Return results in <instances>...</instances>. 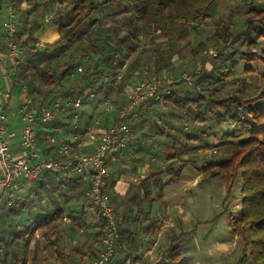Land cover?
<instances>
[{"label":"trees","instance_id":"1","mask_svg":"<svg viewBox=\"0 0 264 264\" xmlns=\"http://www.w3.org/2000/svg\"><path fill=\"white\" fill-rule=\"evenodd\" d=\"M214 4L215 0H0V24L7 10L12 9L16 25L12 38L17 48L16 57L7 61L0 71L8 72L5 87L10 94L22 89L23 101L30 99L37 106L54 99H60L62 104L70 102L55 116L54 124L76 136L78 141L86 127L92 126L98 118L100 101L112 94L115 95L112 110L103 109V113L111 116L112 123L116 121L117 112L125 103L122 91L129 78L138 74L141 79L147 76L140 71L143 62L140 51L145 44L156 43L155 32L162 31L167 37L165 48L158 43L152 47L158 67L155 76L163 75L160 67H168L175 51L182 46L194 53L208 46L206 41L195 46L191 41L181 45L179 39L187 35L189 28L196 29L195 25H190L191 21L213 18ZM237 16H242L241 24L239 30L232 33ZM178 22L183 23L182 27L173 29ZM215 25L211 38L215 40L216 52L207 59L211 68L202 66L199 73L191 76V85L179 79L163 87L168 89L162 96L163 102L171 107L167 115L159 110V98H150L138 105L126 120L130 133L139 135H130L120 151L105 159L107 164L113 156L127 151L132 143L138 145L137 149L132 148L135 152L144 149L140 136L165 138L164 163L140 181L120 215L113 207L118 236L114 253L105 264H183L185 258H179L177 243L184 233L172 238L166 249L167 257L164 255L157 263L145 262L132 255L135 231L131 224L141 215L147 217L142 205L153 201V194L161 197L164 188L180 177L187 166L198 167L196 157L208 149L226 157H203L204 163L199 167L202 173H208L210 178L222 176L227 191L237 177L241 180L240 213L235 218L229 217L231 231L243 245L238 264H264V88L248 96L242 85L229 95H221L229 77L242 63L245 64L243 71L249 73V64L263 59L256 49L264 40V0H245L225 18H217ZM49 29L56 30L57 36L53 30L46 33ZM39 37L40 41L50 42L40 45ZM7 41L4 33L0 35L4 49ZM79 65L81 70H78ZM77 98L81 103L74 107L72 104ZM189 111L195 112L188 118L194 129L186 130L184 121ZM150 113L156 117H150ZM74 115L76 123L72 120ZM220 122H228L231 129L221 133L218 139L208 141L209 137L214 138L212 132ZM42 126L45 127L40 125L38 129ZM52 127L38 130L37 143L43 144V153L49 148L44 136L52 133ZM135 160H140V156ZM82 178L79 174L43 170L31 183L37 186L33 191L36 199L48 198L49 208L44 215L20 225L12 224L10 218L25 208L24 202L16 206L22 198L16 196L8 203L5 196L0 197V264H41L50 260L53 264H71L76 256L79 264L92 260V243L84 250L72 247L66 252L63 250L64 238H72L78 231L90 234L84 208L90 180ZM108 186L109 183L104 189L106 196ZM73 196L81 203L79 209L75 207V214L68 206ZM66 205L68 208L64 207ZM226 210L227 206L214 218ZM149 220L151 226L154 219ZM93 226L98 228L94 235L101 242L106 227L104 219L100 218ZM32 241L33 247L29 249Z\"/></svg>","mask_w":264,"mask_h":264},{"label":"rangeland","instance_id":"2","mask_svg":"<svg viewBox=\"0 0 264 264\" xmlns=\"http://www.w3.org/2000/svg\"><path fill=\"white\" fill-rule=\"evenodd\" d=\"M245 0H215L214 9L212 17L205 21H191L190 25H195L196 29L189 28L187 35L179 39V43L182 45L186 41H191L192 45H196L200 41H206L208 46L201 50L200 52H192L189 48H179L177 52L172 56L170 65L168 67H160L162 74H168L174 80L183 79L184 76H189L191 85V76L194 73H199L200 68L204 66L206 69L211 68L210 61L207 60L211 58V54L216 52L215 40L211 38L216 28L215 20L217 18H225L230 10L238 5H242ZM242 16H237L235 18V24L231 28L232 33H236L239 30L241 24ZM15 22V20H14ZM182 22H178L173 29L181 28ZM174 33V30L170 31ZM156 37L155 44H162L165 48V43H167V37L163 36L162 31L155 32ZM48 43V42H43ZM151 44H145L140 51L143 58L141 62L140 71L147 77H154L155 72L158 67L156 66V59L153 57ZM257 53H260L263 59L251 62L250 68L251 72L247 73L243 71L245 66L242 63L236 71L233 72L232 76L229 77L225 88L221 92L222 96L229 95L231 91L237 87L244 86L248 96H254L258 94L264 88V40H261L259 47L256 49ZM203 59L205 61L203 62ZM82 67L81 65H79ZM146 73V74H145ZM141 79V76L132 75L129 81L123 88L122 95L125 96L126 88H129L134 82ZM186 81V80H185ZM187 90V88H184ZM168 90V89H167ZM165 88L159 90V110L167 113L171 111L170 104H165L163 102V95L166 93ZM181 93V92H180ZM182 92L181 94H183ZM115 99V95L112 94L107 101L111 104V101ZM86 106H83V108ZM91 109V108H90ZM103 101H100L98 105L99 121L95 120L94 126L100 127L102 125L103 119L106 114L103 113ZM110 113H113L110 112ZM194 111H189L186 115L187 120L184 121L186 130L194 129V125L188 119L194 115ZM151 114V113H150ZM155 118V114L149 115ZM133 125L131 122L130 126ZM132 127V126H131ZM201 128V126H200ZM198 128V129H200ZM181 130L180 128H178ZM231 129L228 122H220L214 127L213 137H209L208 141L218 139L221 133ZM182 131V130H181ZM55 134V132H54ZM138 133H131L130 135L136 137ZM41 138V136H40ZM213 138V139H212ZM140 145L145 147L142 150L134 152L132 155V160L125 162V166L117 165V172L123 174L124 177L119 181L118 178L113 184L110 183L107 191L110 196L113 195L116 202L122 204L121 211L126 201L123 199H128L132 192L135 190L137 185H128L126 178L127 175L135 174L136 168L142 169V171L148 173L151 170H157L164 163V146L165 138L160 139H143L142 136L139 137ZM165 142V143H164ZM135 147V148H134ZM132 148L137 149V144H131L128 151H132ZM149 149V150H148ZM124 151L119 153V158L124 156L126 158ZM132 153V152H131ZM140 156V160H135L137 156ZM216 155L217 158H225V155L213 152L212 149L201 151L198 155V167L193 168L187 166L180 177L173 179L163 190V195L160 197L153 194V201L148 204H143V212L146 216H139L137 220L132 222L131 227L135 231L134 234V244L132 246V255L139 256L145 262L157 263L168 256L167 247L171 242L172 238L181 233L184 235L181 240L178 241V255L179 258H185L183 264H238V259L242 253V240L234 235L231 231V226L229 224V217H237L240 213V185L241 180L239 177L231 184L230 190L227 191V185L222 176H216L213 178L208 177V173H202L200 171V166L203 165V157H210ZM121 159V158H120ZM110 161V160H109ZM121 161V160H120ZM120 164V162L118 163ZM145 165H148L145 167ZM165 178H163L164 180ZM111 180V179H110ZM119 181V183H117ZM155 190H153V193ZM34 199L36 198L33 196ZM69 202H71L69 200ZM110 202H112L110 200ZM41 201L37 198L30 205L26 206L24 209L20 210L18 213L12 215L10 222L14 225L21 224L23 222H28L29 219H34L38 217L37 215H44L46 210L40 205ZM73 204L72 202L70 203ZM68 204L70 207L71 205ZM134 204V203H133ZM132 204L134 211H136L137 206ZM34 205V206H33ZM114 207V202L111 203ZM68 206H64L68 208ZM227 206L226 212H223L218 218V216ZM39 207L40 209H36ZM87 217L89 220L88 233L84 234V231H78L77 240L75 243L71 241L70 238L65 239L63 242V250H69L70 247L79 248L80 246L92 243L94 245V252L90 255V259H95L102 249V241L95 238V232L98 231L96 226L98 222H94L95 219L89 209L87 202L84 206ZM115 208V207H114ZM29 211L34 215L29 218ZM154 219V222L149 226V219ZM39 233V232H37ZM33 247V245H32ZM40 256V254H39ZM71 264H79V259L74 258L70 262ZM43 264H53L51 260ZM246 264H251L250 262Z\"/></svg>","mask_w":264,"mask_h":264},{"label":"built area","instance_id":"3","mask_svg":"<svg viewBox=\"0 0 264 264\" xmlns=\"http://www.w3.org/2000/svg\"><path fill=\"white\" fill-rule=\"evenodd\" d=\"M0 29L8 37L5 49L0 44V69H3L6 62L12 61L17 54L16 45L12 41L16 32L12 9L7 10ZM214 54L212 53L211 56ZM78 70H81L80 66ZM2 75L4 80H7L8 72L3 71ZM189 78V76L183 77L190 83ZM172 82V77L166 74L151 78L146 76L134 82L129 88H126L125 103L118 110L116 121L104 129L94 125L86 127L83 133L85 139L80 142H76V136H72L70 142L60 141L56 134L60 133V126L53 124L55 116L70 105V102L62 104L60 99H54L37 106L27 99L20 107L21 150L17 154H12L10 149L14 134L6 129L8 113L5 103L9 92L0 87V195H5L6 201L11 203L23 184L36 179L43 170H52L66 175L87 176L90 184L86 191V202L95 218L93 221L96 223L100 218H103L106 224L101 252L88 264H105L114 253L115 240L118 236L116 214L108 197L104 194V189L109 181V171L105 159L126 145L131 134L126 120L127 115L146 100L158 98L159 90ZM101 101H103L106 112L112 110L107 100L102 99ZM80 103L81 99L77 98L72 105L78 107ZM72 120L73 123H76L77 116L74 115ZM40 125L53 126L52 133L44 136V142L49 147L46 156L42 155L38 149V126ZM73 143L82 145L90 143L93 146L88 151H81L73 148Z\"/></svg>","mask_w":264,"mask_h":264},{"label":"crops","instance_id":"4","mask_svg":"<svg viewBox=\"0 0 264 264\" xmlns=\"http://www.w3.org/2000/svg\"><path fill=\"white\" fill-rule=\"evenodd\" d=\"M51 30H53L55 32V37H56L57 36V31L54 30V29H49L46 33H48ZM46 33L43 34L42 36L46 35ZM2 34H3V30L0 29V35H2ZM41 37H39V44L40 45L44 44L43 42H50V41H40ZM0 71H1V69H0ZM5 81L6 80H4L3 75L0 72V87L3 90H7L6 87H5V84H6ZM17 91H19V92L15 93V94H13V93L10 94L9 93V97L7 98L6 103H5V109H6L7 113H8V118H7V121H6V129H7L8 132H11V133L14 134V137H13L12 142H11V148H10L12 154H17L21 150L20 136H19L21 126H20V118L19 117H20V107H21L22 103L24 102L23 100L25 98H24V92H23L22 89L17 90ZM97 120L99 121L98 118H97ZM112 120L113 119L111 118L110 115H106L104 117V119H103L102 125L100 127H98V128H100V129L107 128L109 125H111ZM54 122L56 123V121H53V124H54ZM60 122H61V117H60ZM44 126L45 127H43V126L39 127L38 130L45 131V130L49 129L48 127L50 125L49 126L48 125H44ZM56 134H57L58 139H60V141L62 140L64 142H67V141L70 142L72 140V135L69 132H65V130L62 127H60V133H56ZM83 139H85V137L82 135L81 138L78 141H76V142H80ZM42 146H43V144H41V143L38 144L39 151L44 156L48 155V151L46 153H43V151L41 149ZM92 146H93V144H90V143L89 144H85V145H82V144H79V143H75L73 145V148L81 150V151H88V150H90L92 148ZM134 152L135 151L132 150V151H128L127 153H125V154H127L126 158H124V156H122V157H120L121 158L120 159L119 156H121V155H117V156H113L111 159H109L110 161L108 160L107 166H108V171H109V181L110 182L112 181L111 184H113L114 181L117 180V178L120 181L124 177L123 174H119L121 172H117V170H118L117 165H119V166L122 165V167H124L125 166V164H124L125 162H127L128 160H132L133 159L132 155H133ZM119 162H120V164H118ZM147 166L148 165H145V167H147ZM151 171L146 173V172L142 171V169L137 167L136 170H135V174H131V175H127L126 176L125 179L128 180L126 183L128 185H130V186L131 185H138L140 183V181L144 177H146ZM83 179L86 180V181H89V178L87 176H83L82 180ZM109 181H108V183H109ZM119 181H117V183H119ZM31 182L23 184L22 188L16 194V196L19 199L22 198L21 201L16 203V206H20L24 202L26 204L25 205V207H26V206H28V204L30 205V203H32L34 200H36V198L34 199V197H33V196H35L33 191L36 190L37 186L33 185ZM109 186H110V183H109ZM109 194H110V191H109V193L107 191L108 200H109V202H110V200L112 201V202H110V204L114 202V207L120 213L122 204H119V202H116L115 201L116 198L114 199L113 195L110 196ZM3 196H5V195H0V197H3ZM40 201L42 203L40 205L42 206L43 210L44 209L48 210V208H49L48 198L47 199L45 198V199L40 200ZM70 201L73 203L72 205L70 204L71 202L69 203L71 205L70 207L72 209V214H75V212H76L75 211L76 210L75 207H78L77 209H79V206H81V203L79 201H76V198L74 196L72 197V199ZM122 201H126V199H123ZM36 209L38 210L40 208L36 207ZM29 215H30L29 218L34 216L31 211H29ZM37 216H39V214ZM77 238H78L77 235H74L70 239H71V241L73 243H75ZM65 239H67V237L64 238V240ZM33 243L34 242L32 241L29 244V249L32 248ZM87 245H84L83 247L80 246L79 248H76V247H72V248H74V249H81L82 248L84 250V249L87 248ZM64 251H65V249H64ZM75 258H78V257L76 256ZM35 264H38V263H35ZM41 264H43V262Z\"/></svg>","mask_w":264,"mask_h":264}]
</instances>
